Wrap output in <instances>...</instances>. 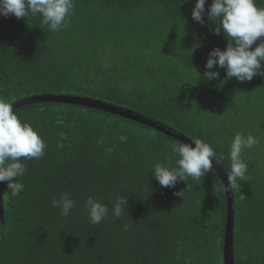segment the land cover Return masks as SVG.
<instances>
[{
    "label": "trees",
    "instance_id": "obj_1",
    "mask_svg": "<svg viewBox=\"0 0 264 264\" xmlns=\"http://www.w3.org/2000/svg\"><path fill=\"white\" fill-rule=\"evenodd\" d=\"M182 2L75 0L55 32L39 15L0 16V99L32 98L13 110L46 143L43 157L23 161L18 197L0 182V264H225L229 199L232 263L264 264V76L225 80L214 67L219 77L205 80L210 50L227 41L206 15L204 25L191 18L195 0ZM54 97L69 100L45 99ZM236 133L259 143L242 153L246 180L226 190ZM192 137L219 164L162 187L151 169L175 167L174 146ZM63 194L75 201L67 217L51 204ZM89 197L109 209L99 225ZM117 197L127 198L119 218Z\"/></svg>",
    "mask_w": 264,
    "mask_h": 264
},
{
    "label": "clouds",
    "instance_id": "obj_2",
    "mask_svg": "<svg viewBox=\"0 0 264 264\" xmlns=\"http://www.w3.org/2000/svg\"><path fill=\"white\" fill-rule=\"evenodd\" d=\"M187 2L183 0L181 4ZM74 3L75 0H0V16L14 15L20 19L39 15L42 23L55 32L67 26ZM205 4L206 0H195L191 18L204 25L206 15L214 25L210 30L215 35L223 33L227 43L224 49L214 47L210 50L203 78L207 81L217 79L219 72L212 70L214 67L226 70L225 80L234 77L244 82L251 81L256 75L264 76V7H258L256 0H211L206 12ZM254 44L256 46L253 48ZM200 46L193 44L190 50ZM258 143L259 140L252 134L234 135L229 152L230 171L227 172V184L224 183L226 190L235 186L238 180H246L248 165L242 159V153ZM45 148L46 143L38 131L21 121L11 103L0 99V182H7L10 199L18 197L24 190V185L18 180L27 171L23 161L43 157ZM173 151L178 156L175 167L157 163L150 171L162 187L174 188L180 181L187 182L188 177L194 180L205 177L214 171L211 158H215L219 164L213 147L197 137L176 144ZM174 195L183 197V200L185 198L183 190L174 192ZM51 204L60 209L62 217H67L75 201L68 194H63L59 199L54 197ZM126 205L127 198L117 197L112 209L113 216L119 218ZM85 208L92 225H99L109 212L105 204L92 197L87 199Z\"/></svg>",
    "mask_w": 264,
    "mask_h": 264
},
{
    "label": "water",
    "instance_id": "obj_3",
    "mask_svg": "<svg viewBox=\"0 0 264 264\" xmlns=\"http://www.w3.org/2000/svg\"><path fill=\"white\" fill-rule=\"evenodd\" d=\"M32 98L29 99H23L20 100L19 102H23V101H27V100H31ZM35 99H39V98H35ZM45 99H56V100H69L67 98H62V97H54V98H45ZM74 101V100H73ZM76 101V100H75ZM80 100H78L79 102ZM19 102H17L16 104H18ZM84 104H88L91 105V103L86 102V101H82ZM16 104H12V107ZM105 109H109V110H114L113 107L109 106L107 107L106 105ZM115 112L121 113V114H126L128 116L127 112H121L119 110H116ZM129 116H131V113L129 114ZM220 172V171H219ZM222 175L223 178H225L223 176L222 173H220ZM225 181V180H224ZM0 200H1V196H0ZM228 214H227V225H226V230H225V239H224V251H223V255H224V263L225 264H233L232 263V258H231V225H232V212H231V204H230V199L228 201ZM0 213H1V203H0Z\"/></svg>",
    "mask_w": 264,
    "mask_h": 264
}]
</instances>
